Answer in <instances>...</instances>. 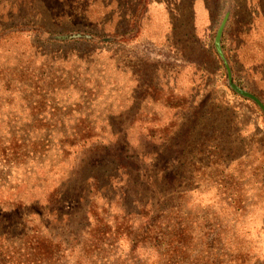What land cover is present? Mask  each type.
<instances>
[{
	"label": "rangeland",
	"instance_id": "obj_1",
	"mask_svg": "<svg viewBox=\"0 0 264 264\" xmlns=\"http://www.w3.org/2000/svg\"><path fill=\"white\" fill-rule=\"evenodd\" d=\"M77 263L264 264V0H0V264Z\"/></svg>",
	"mask_w": 264,
	"mask_h": 264
},
{
	"label": "trees",
	"instance_id": "obj_2",
	"mask_svg": "<svg viewBox=\"0 0 264 264\" xmlns=\"http://www.w3.org/2000/svg\"><path fill=\"white\" fill-rule=\"evenodd\" d=\"M56 38V37H55ZM58 38H60V39H67V38H70V39H89V38H87V37H85L84 35H82V34H79V33H73V34H67V35H63L62 37H58ZM59 40V39H58ZM221 53V52H220ZM153 221H154V219H153ZM156 221V220H155ZM157 223H159V221H156V222H154V223H149V222H147L146 223V225H149L148 227H147V230L146 231H143L142 233H141V235L143 234V235H145L144 236V238H143V241H148L149 240V243H150V247L152 246V240H153V242L154 241H156L157 240V242H159V236H160V233L162 232V230L160 229V230H158L157 231V234H151V235H149L148 233H150L149 231H148V229L150 230V227L151 228H153L154 230H155V226L154 225H156ZM167 224V223H166ZM109 225H110V223L109 222H104V221H101V224L100 225H98L97 227H96V229H92V233H93V236L94 237H97V234H99L100 232H108L109 230H110V228H109ZM101 229H105L104 231L103 230H101ZM170 233H172V235H171V237H170V241H172V238H173V236L175 235V236H177L178 235V238H179V240H181V236L183 235V234H185V232H182L181 231V229L180 230H178V231H175V230H173V231H171ZM167 232H163L161 235L164 237V238H166V236H167ZM139 234H137V236H135V238H133V239H131V242H133L134 240H136V241H134L135 242V245L137 246H133L132 247V250H136L137 248H138V245H139V242L141 241V240H139V236H138ZM154 235V236H153ZM148 237H149V239H148ZM55 242L54 241H51V240H49V238H43V242H42V245L40 246V245H36L35 247H34V249H38L37 251H34V255H36V256H38L39 258L38 259H40V260H42V261H47V263L48 262H50V258H53V256L55 255V253L57 252V251H59V250H63V251H70V252H72L73 251V249L71 248V247H69V246H67L66 244H63L62 243V241H57V243H56V245H53ZM55 247H58L57 248V251H54L53 249L55 248ZM136 247V248H135ZM60 252V251H59ZM77 264H80V263H77Z\"/></svg>",
	"mask_w": 264,
	"mask_h": 264
},
{
	"label": "water",
	"instance_id": "obj_3",
	"mask_svg": "<svg viewBox=\"0 0 264 264\" xmlns=\"http://www.w3.org/2000/svg\"><path fill=\"white\" fill-rule=\"evenodd\" d=\"M231 86H232L236 91H238V92H240V93H246L245 90H244L243 88L238 87L236 84H234V83H232V82H231Z\"/></svg>",
	"mask_w": 264,
	"mask_h": 264
}]
</instances>
